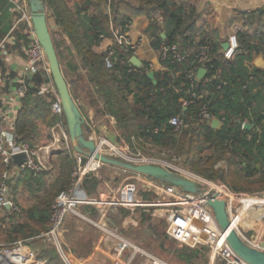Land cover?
I'll return each instance as SVG.
<instances>
[{"label":"trees","instance_id":"trees-1","mask_svg":"<svg viewBox=\"0 0 264 264\" xmlns=\"http://www.w3.org/2000/svg\"><path fill=\"white\" fill-rule=\"evenodd\" d=\"M42 1L57 26L75 46V53L80 60V63L68 60L67 69H64L59 43L55 37L57 33L51 31L63 73L74 98L76 97L66 70L88 83L90 106L96 112L108 113L114 117L128 139L135 135L156 146L175 147L178 152H184L185 162L192 170L207 179L227 183L234 192L264 190V69L253 65V60L259 54L264 55V6L250 11L234 10L231 21L240 26L237 31L239 48L229 60L222 53L224 41H221L220 35L210 25L207 15L211 16V13L204 12L201 15L194 5L181 0H114L111 16L106 12L107 0H87L77 9L79 13L83 9L94 8L91 26L84 33L75 24L73 13L67 6L68 0ZM13 8L14 4L10 0H0V43L10 35L17 36L16 30L24 28L26 33L18 35L16 39H23L27 44L30 32L27 25L20 23L13 29L17 16L14 10L11 11ZM155 9H160L164 14L165 26L161 29L151 22L149 31L154 47L159 48L161 42L174 44L178 41L185 47L196 48L202 43L211 46L212 58L206 66L207 76L214 78L207 89L198 86V92H207L186 111L189 125L180 134H176L173 126L168 123L179 112L178 100L183 94L176 93L174 86L186 89L190 85L185 75L195 65L194 54L184 62L164 61L169 69L155 72V84L147 75L150 71L148 63L139 68L130 60L124 63L116 61L114 69L110 70L105 65V52L97 53L93 50L103 35L111 36V21L115 27L126 30L133 17L145 15L150 18ZM200 21L201 25L198 23ZM163 33L165 36H162ZM125 56L126 53L118 51V60ZM246 62H250V66ZM34 81L36 84L43 82V75H36ZM129 97L133 98L132 103L129 102ZM205 104L209 106L211 114L223 122L220 128H213L211 124L200 127L190 125L198 119L200 108ZM58 120L51 111L50 102L38 95L34 86L31 87L21 99V107L17 112V141L27 142L35 148L40 139V125L48 128ZM63 120L66 124L65 116ZM246 120L255 125L252 130L242 128V123ZM156 128L159 129L158 132H155ZM55 158H58V163L51 169L57 168L55 174L50 169L37 175L24 170L11 184V195L17 201L21 185L34 197L23 210V220L19 221L17 216L21 215L10 209L5 212V217H0V234L6 237L7 245L20 239L35 237L50 227L52 204L61 191L72 185L77 165L72 151L62 150L54 155L52 161ZM223 159H227L230 165L228 172L215 167ZM105 166L111 168L109 165ZM0 167L3 168L1 156ZM50 178L51 182H48ZM245 182L256 185L251 187ZM100 184V179L92 173L87 174L82 182L91 196L96 195ZM145 193L157 197L154 193ZM88 206L90 207L86 209H90V216H94L99 210L95 205ZM34 240L45 245V248L39 249L42 257L47 258V264H66L51 243L46 244L40 238ZM206 250V247L198 249L182 244L177 255L190 263L205 257Z\"/></svg>","mask_w":264,"mask_h":264},{"label":"built area","instance_id":"built-area-1","mask_svg":"<svg viewBox=\"0 0 264 264\" xmlns=\"http://www.w3.org/2000/svg\"><path fill=\"white\" fill-rule=\"evenodd\" d=\"M10 1L14 4L13 10L17 14L13 29L20 23H25L33 37L26 48V61L17 80L18 84L14 89L15 95L21 100L28 90L34 86L37 94L50 102L51 111L59 118L56 125L62 128L65 124L62 102L51 78L46 53L36 38L27 0ZM113 1L107 0V12L110 16L112 15ZM236 9L240 10L238 7ZM250 10L252 9L246 11ZM150 19L151 22L156 23L161 29L164 28L165 16L160 9H155L151 13ZM233 24L235 30L240 28L237 24ZM129 26L130 24L127 25L126 30H123L120 27H115L112 21L110 22L112 39L111 44L105 51V65L110 70L114 69L116 61L124 63L126 60H130L132 56L136 55L140 47L141 40L133 41L129 34ZM237 31L225 41L229 43L228 48L224 49L222 47V53L226 59H232L239 48ZM118 51L126 53L125 58L118 60ZM158 52L159 68L155 69L153 63H148L149 69L155 72H164L169 69L164 64V61L184 62L193 54L195 55V65L189 68L185 75L190 85L186 89L183 86H174L176 93L183 94L180 95L178 100L179 112L173 115L168 123L173 126L176 134H180L189 125L186 121V111L207 92L206 90L198 92V86L201 85L202 88H206L214 78V76H207L208 68L206 66L212 58L211 46L207 43H202L193 48L185 47L181 41L174 44L161 42ZM246 64L250 66L251 63L246 62ZM200 68L207 69V73L203 78H198L197 76ZM134 70L136 69L134 68ZM36 75H43L44 81L36 84L34 81ZM197 117L198 119L190 123V125L200 127V125L211 124L215 118L206 104L200 108ZM2 121L3 115L0 112V156L3 163V168L0 169V214L5 207H9L10 210L20 213L22 211L20 205L14 201L11 195V184L14 182V178L24 170H29L33 175H37L50 167L45 166L41 161L40 153L42 149L33 148L27 142L17 141L15 134L16 118L12 120V128L10 130L5 129ZM247 123L251 122L244 121L242 128H245ZM251 124L254 128L255 125ZM158 131L159 129L156 128L155 132ZM63 137L65 141L61 142V138L58 137V143L52 144V148L71 151L72 146L66 132L63 134ZM90 138L95 140L98 151L103 155L135 165H160L181 176L194 180L197 186L202 189L203 194L187 192L181 187L136 173L134 180L124 181L116 187L112 186L109 182H105L102 190H100L101 187H98V197L91 196L82 188V179L89 173L97 175L98 168L104 164L94 159H90L87 163L82 164V156L78 154L76 156L78 167L75 168L73 173L74 180L72 185L68 189L61 191L52 204L50 227L47 231L33 237L44 239L46 242L51 243L66 264L74 263L63 245V225L66 218L71 213L76 212L77 208L83 204H94L113 209L124 208L132 214L139 211L152 212L154 216H159L162 219L166 225L168 235L178 243L187 245L190 248L206 247L209 253V264H250L230 246L226 233L220 228L212 208L206 203V196L212 193H216L219 198L223 197L227 201V210L231 224L241 238L247 244L264 251V225L259 226L256 222V218L258 219V217H252L254 208L251 209L252 214L248 211L246 212L244 219L246 221H239L240 207L237 204L242 202H233L231 197L242 198V195L229 190L221 181L210 180L198 175L186 169L182 164L174 162V160L143 154L141 144L147 143L143 138L132 136L128 139L129 141L122 140L121 144L112 142L105 135H101L96 139L92 136ZM18 154L26 155L27 159L24 163L15 164L13 162V156ZM199 183L203 186L201 187ZM142 191L144 193H154L157 195V198L151 200L142 199L140 197ZM250 231L255 232L252 238L246 235ZM30 240L32 239L30 238ZM26 241L18 240L10 245L0 243V264H46V260L41 257L40 251L27 247Z\"/></svg>","mask_w":264,"mask_h":264},{"label":"crops","instance_id":"crops-1","mask_svg":"<svg viewBox=\"0 0 264 264\" xmlns=\"http://www.w3.org/2000/svg\"><path fill=\"white\" fill-rule=\"evenodd\" d=\"M86 1L87 0H68L67 2L68 8L71 10V13H73V19L75 21V24L79 25V31L82 33H84L85 29L90 28L91 26L90 19L94 15L93 13H95L93 7L87 8L86 10L83 9L79 13L77 12L78 7H81ZM204 1L211 3L210 10L213 11V13L215 12L216 21L218 22H220L221 20L222 22L223 21L225 22L226 20L228 21L231 20L233 17V12L237 7L240 10H248V9H254L257 7L264 6V0H204ZM27 5L30 9L29 0H27ZM12 10L13 9H11V11ZM14 17L15 16H13V19ZM48 22L50 29L52 27L54 32L58 33L61 31L59 26H57L54 18L51 16L50 12H48ZM150 25H151V19L145 15H139L133 17L129 26V34L133 39V41L141 40V44L136 52V56L139 59H141L143 63H150V62L153 63L155 65V69H158L160 66L158 61L159 52H158V48L154 47L153 45V37L150 35V31H149ZM16 32H18L17 36L26 33L24 28L18 31L16 30ZM64 34H65L64 41L66 44H64L63 49L68 50V52L71 53L72 55L73 54L76 55L75 53L76 51L74 50L75 46L73 45V43L71 42V40L69 39V37L65 32ZM17 36L10 35L6 37L5 40L2 41V43H0V112L3 115V121H2L3 125L5 129H9V130L12 128L11 127L12 120H15L16 113L21 107V100L16 97L14 89L15 86L18 84L17 80L21 75L22 67L26 61V48L33 38L31 33L29 32L28 34L29 42L25 44L23 39H16ZM111 39H112L111 37L103 35L102 40L100 41L99 44L93 47V50L98 53L105 52L106 48L111 44ZM76 60L77 62L80 63V60L78 59L77 55H76ZM82 82L84 83L83 85L81 84L82 88L88 91L89 88L88 83L86 81H82ZM88 100L89 98L84 100V103L81 102L82 104L80 103L78 105H80L82 113L85 116L86 122L88 123L91 129V132L89 133V137L92 136L96 139L101 135L108 134L107 131L109 130V127L103 122L105 118L106 120L109 119L110 123L116 121L114 117H110L108 115L102 116L97 114V112H95L93 107L90 106ZM56 123L48 128L47 127L45 128L42 125H40L39 127V131L41 130V133L38 143L39 145L37 146H39L40 149H42V147L44 148L51 146L49 147L50 161L54 157V155H51V152L53 150H58L57 148H52V144L54 145L55 143H58L57 142L58 137L61 138V142L65 141L63 134L66 132V130L64 126H62L61 128L57 126ZM46 141H48L47 146L44 144ZM42 144L44 146H42ZM71 151L74 153L75 157L78 156V153L74 151L73 147ZM111 167L114 168L113 166ZM50 169H52V166H50ZM20 174L21 172L18 175H16L14 179H16L17 177L19 178ZM92 174L97 177V175H95L94 173ZM244 198L245 197L243 198L239 197L237 198V200H235V202L236 201L242 202L244 204V209L246 210H248L250 207L256 204H264V199H260L258 197H254L255 201L251 203L245 201ZM13 199L15 202L19 203V199L18 201L14 197ZM88 205H94V204H83L82 206L80 205L79 208H77L76 212L71 213L66 218L62 229L63 245L66 249L68 256L71 258L74 264H133V262L137 259L143 260L144 263L140 262L142 264H163V263L171 264L162 257H160L159 255L154 254L149 250L145 249L139 243L133 242L131 239L127 238L126 236L119 234L117 228L114 227L111 228L113 226L109 224L111 220L106 217L109 214V212L112 211L113 215L114 216L116 215L117 218L120 219L123 228L124 226H128V225H137L139 224L138 221L146 220V218L141 217V214H146L147 216H150L153 219L165 225V223L162 221L161 218H159V216H154L152 212L146 213L143 211H139L132 214L130 213V211L124 208L113 209L100 205H95V207H98L99 210L94 216H90L91 214L90 209H86V207H90ZM8 209L9 207H5L3 209V212L0 214V217H5L6 214L5 212ZM246 210H240L238 216L239 221L242 222L246 221L244 220L247 212ZM98 220L99 222L97 223ZM165 235L169 239L176 241L168 235L166 228H165ZM31 239L32 240H30V238L25 239L27 240L26 246L40 251V249L36 245L37 240H34L35 238L33 237ZM41 240L44 241V243H46V240L44 239ZM42 258L46 260V264H47L48 263L47 258L45 257Z\"/></svg>","mask_w":264,"mask_h":264},{"label":"rangeland","instance_id":"rangeland-1","mask_svg":"<svg viewBox=\"0 0 264 264\" xmlns=\"http://www.w3.org/2000/svg\"><path fill=\"white\" fill-rule=\"evenodd\" d=\"M181 1H184L188 5H194L197 9V12L200 13L201 15L204 12H206L207 14L211 13V16L207 15L209 20H210V25L220 35L222 42L226 41L230 35H233L234 32L239 29L238 28L237 30H235L234 24L231 23V20H229V21L226 20L225 22L224 21L222 22V20L220 22L216 21L215 12L213 13V11L210 10L211 9V7H210L211 3L210 2H205L204 0H181ZM106 12H107V6H106ZM201 18H202V16H201ZM198 23L201 25L202 21H200ZM51 31H54L52 27H51ZM63 34H64V31L61 29V31L58 32L55 35V37L57 39V42L59 43L60 52L62 54V63L64 65V69H67L66 64H67L68 60L72 59V61H74V62L77 60H76V55H74V54L72 55L71 53L68 52V50L63 49L64 40H65V34L64 35ZM109 37H111V36H109ZM65 73L68 77V80L70 81L72 91L76 95V98H77V99H75L76 102L78 104H80L81 102L84 103V100L88 99L87 90L82 88V85L84 84L82 81H85V80L80 79V77L77 74L71 73L69 70H66ZM132 101H133V98L129 97V102L132 103ZM95 112H96V110H95ZM97 114L102 115V116L108 115V113L105 114V113H101V112H97ZM108 116L112 117L111 115H108ZM108 120H106V118L103 120L104 124H106L109 127V130L107 131L108 134H105V136L109 140H111L112 142H114L116 144H121L122 140L129 141L127 138V135L118 126L117 121L115 120L116 122L110 123V120L109 121ZM64 128H65L67 135H68V129H67L66 124L64 125ZM132 136H135V135H132ZM136 138H138V137H136ZM47 142L48 141H46L44 143L46 146H47ZM37 145H39V144H37ZM42 146H44V145L42 144ZM49 147H51V146L44 147V148L42 147L41 152H43V153H41L40 158H41L42 163L45 166H47V167L52 166L53 167L55 165V163H58V158H55L53 161H52V159H51V161L49 160V151H50ZM141 147H142V153L143 154L154 155L157 157H162V158L174 160V162H176L178 164H182L186 169L198 174L196 171L192 170L189 167V165H187L188 163L185 162L186 156L184 155V152L183 153L178 152L175 147L174 148L173 147H160V146H156L154 144H150L149 141H147L146 144H141ZM35 148L40 149L39 146H36ZM217 165H219V166L216 169H220L221 171H225V172L229 171L230 165H229L227 159L221 160L220 162H218L216 164V166ZM77 167H78V162H77L76 168ZM0 169H1V167H0ZM51 171H53L52 173L55 174L57 171V168H56V170H51ZM135 175H136V173L129 171V170H126V169H123V168H120V167L114 166V168H112V167L110 168L108 166H101V168H98V174H97V177L101 181V184L99 186V187H101L100 190L103 189V187H104L103 184L105 182H109L112 186L116 187L124 181L134 180ZM198 175H200V174H198ZM48 182H51V178L48 179ZM82 182H83V179H82ZM222 183H224V182H222ZM224 184L228 187L229 190H231L230 186L227 183H224ZM245 184L251 185V187H255V185H256L255 183H248V182H245ZM199 185L201 187L203 186L201 183H199ZM82 188L85 189L83 185H82ZM98 193H96V195H94V196L98 197V195H99ZM235 193L242 195V198L243 197H258L260 199H264V190H252V191L235 192ZM17 194H18V199H19V205H20V208L22 210L20 213H18L21 216H17L18 220L20 221V220H23V218H22L24 216L23 210L26 209L30 205V201L31 202L33 201L32 197H34V196L29 194V192L22 185L19 187ZM40 194L42 195L43 193L41 192ZM30 195H31V198H30ZM152 196L144 193L143 191L140 193V197L142 199L147 200V199H152V198L156 197L154 195H152ZM237 206L240 207V210H246V209H244L243 203H239V204H237ZM252 208H254V214L252 215V217L256 218V216H257L258 219L256 218V222L259 224V226H263L264 225V204H256V205L250 207L246 211H248L249 213L252 214L253 213V212H251ZM106 217L111 220V222H109V224L111 226L113 225L111 228H113V227L117 228L119 234L126 236L127 238L131 239L133 242L139 243L145 249L149 250L150 252H152L154 254L159 255L160 257H162L163 259H165L166 261H168L171 264H209L208 250L205 253V257H200L199 259H195V260H193V262H190V263H188L184 259H180L179 256L177 255V251L179 248H181V244L178 243L177 241H173V240L169 239L168 237H166L165 225L163 223L153 219L152 217L147 216L146 214H141V217L146 218V220L138 221L139 224H137V225H128V226H124L123 228H122L120 219L117 218L116 215L114 216L112 211H110ZM98 222H99V220L97 221V223ZM254 234H255L254 231H250V232L246 233V235L248 237H251V238L254 236ZM35 239H37V238H35ZM20 240H25V239H20ZM0 243L7 245V240H6V237L4 236V234L3 235L0 234ZM36 245L38 248H41V249L45 248L44 247L45 245L42 243H36ZM140 262L144 263L143 260L137 259L133 262V264H142Z\"/></svg>","mask_w":264,"mask_h":264},{"label":"water","instance_id":"water-1","mask_svg":"<svg viewBox=\"0 0 264 264\" xmlns=\"http://www.w3.org/2000/svg\"><path fill=\"white\" fill-rule=\"evenodd\" d=\"M29 4L36 38L46 53L51 76L62 102L71 146L75 152L82 156L81 163L85 164L88 160L94 159L104 165L120 167L135 173L144 174L162 182L181 187L187 192L202 195V189L197 186V183L194 180L181 176L165 167L153 164L135 165L108 157L98 151L95 140L89 137L91 129L86 122L80 106L74 99L69 84L63 73L48 22L47 7L42 0H29ZM162 36H165V34L163 33ZM228 46V42H225L222 45L224 49H227ZM130 62L139 68H142L144 65L142 60L136 55L131 57ZM253 65L256 68L264 69L263 54L258 55L254 59ZM206 73V68H200L197 76L198 78H203ZM147 75L153 83H157L154 70H150ZM222 124L223 122L215 117L212 120L211 126L213 128H220ZM252 128L253 125L251 123H247L245 125V129L247 130H252ZM61 151V149L53 150L51 155L58 154ZM26 159L25 154L13 156V162L15 164H22L26 161ZM206 203L212 208L216 221L223 232L226 233L227 241L233 250L250 264H264V251L247 244L232 226L227 210V201L223 197L219 198L216 193H212L206 196Z\"/></svg>","mask_w":264,"mask_h":264},{"label":"bare ground","instance_id":"bare-ground-1","mask_svg":"<svg viewBox=\"0 0 264 264\" xmlns=\"http://www.w3.org/2000/svg\"><path fill=\"white\" fill-rule=\"evenodd\" d=\"M134 56H135V55H134ZM231 200H232L233 202H235V200H237V197L232 196V197H231ZM244 200L247 201V202H249V203L255 201L254 197H245Z\"/></svg>","mask_w":264,"mask_h":264}]
</instances>
